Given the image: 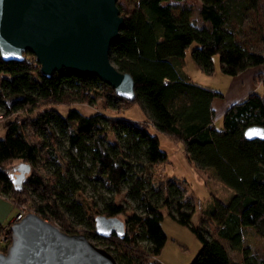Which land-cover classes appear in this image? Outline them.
I'll return each instance as SVG.
<instances>
[{"label": "trees", "instance_id": "obj_1", "mask_svg": "<svg viewBox=\"0 0 264 264\" xmlns=\"http://www.w3.org/2000/svg\"><path fill=\"white\" fill-rule=\"evenodd\" d=\"M167 1L137 0L129 14H123L117 1L124 25L110 46L109 58L119 71L133 77L134 101L117 96L95 76L63 70L47 78L28 52L21 62L0 57V121L5 129L0 138V193L14 198L16 209L24 204L63 231L78 233L64 211L76 210V216L82 212L76 199L82 181L101 182L116 193L127 184L128 193L143 208L141 213L127 214L126 208L112 199L104 204L105 216L121 220L118 216L126 215L128 230L121 220L122 231L110 235L120 239L122 248L115 254L106 249L119 264H161L157 256L167 236L161 226L160 206H166L169 215L190 227L202 242L191 264H233L222 239L245 254L244 264H264L244 246V231L249 227L264 238V140L245 136L248 127L264 126V91H255L230 106L223 116L224 128L217 129L212 104L223 93L180 71L194 43L192 58L206 74L214 73L217 54L221 71L231 76L264 66V55L246 49L236 37L241 15L257 10L260 0H240L236 9L234 0H200L201 17L210 27L192 22L190 9L176 16L169 4H163ZM257 77L264 86V76ZM96 98L104 100L103 110L85 115L74 107L90 106ZM136 103L146 113L143 121L108 114V110L118 113ZM57 106L67 107V115ZM150 127L180 141L191 163L212 168L235 190L228 203L217 200L206 217L216 224L218 238L192 223L196 202L188 195L185 181L164 177V182L156 187L153 184L151 166L166 160L167 154ZM109 130L114 141L108 139ZM15 161L30 165L20 189L9 173ZM74 172L84 177L78 179ZM150 193L164 197L161 205L151 200ZM94 223L91 234L107 239L95 233ZM137 236L150 243L147 251Z\"/></svg>", "mask_w": 264, "mask_h": 264}, {"label": "water", "instance_id": "obj_2", "mask_svg": "<svg viewBox=\"0 0 264 264\" xmlns=\"http://www.w3.org/2000/svg\"><path fill=\"white\" fill-rule=\"evenodd\" d=\"M117 1L0 0V57L21 62L28 52L47 78L63 70L95 76L117 96L134 101L133 77L119 71L109 58L110 46L124 25ZM245 136L264 140V126L248 127ZM29 173L25 162L14 167L11 177L17 189ZM122 226L116 217L95 218V233L101 237L121 232ZM10 230L11 241L0 250V264H119L85 234L63 231L35 212H27Z\"/></svg>", "mask_w": 264, "mask_h": 264}, {"label": "rangeland", "instance_id": "obj_3", "mask_svg": "<svg viewBox=\"0 0 264 264\" xmlns=\"http://www.w3.org/2000/svg\"><path fill=\"white\" fill-rule=\"evenodd\" d=\"M136 1L137 0H119L123 14L131 13L135 7ZM240 2V0H234L232 2L233 9H236L237 4ZM163 4H169L176 16H178L182 10L190 9L192 13V22H195L198 26L210 27V25L201 17L200 0H168ZM236 37L237 41L241 43L246 49L259 52L264 55V0H260L257 10L252 9L249 12L241 15L240 28L236 34ZM195 46H197V43H194L187 51L186 64L185 67L180 70L181 73H186L187 77H190L191 80L198 84L224 93L225 96L221 99H218L217 105L222 107L232 105L233 102L232 99H229L230 96L228 92L234 85L238 83L239 77L231 76L221 71L219 54L215 55L214 57V73L206 74L203 72L191 58V52ZM34 59H36L35 56ZM234 77H236V79H234ZM233 80H235V84L233 83ZM250 94L251 93L248 95ZM13 99L14 98L11 100ZM104 104L105 103L102 98H96L94 103L90 106L85 104H75L74 107L85 115H91L96 111L103 110ZM56 109L63 115H67L68 113V108L65 106H57ZM108 114L129 118L135 121H143L146 119V113L137 103L130 105L124 111L118 113L108 110ZM223 116L224 115H220V109L218 108V110L215 112L214 120L217 129L224 128ZM149 131L150 133L156 134L158 136L160 141V149L167 154L166 160L151 166V171L154 175L153 184L156 187V184L164 182V177H170L174 181H185L186 188L188 189L189 193L188 195L194 198L196 202V209L192 218V223L195 226L202 227L204 230L206 229L212 238H218L216 224L211 219L207 220V218L215 209L217 203L216 201L219 200L223 203H228L231 197L235 194V190L223 183L212 168L204 169L194 163H191V161L185 155V147H183L180 141H175L167 135L157 132L153 127H150ZM4 136L5 129L0 121V138H3ZM108 139L114 141V134L111 130L108 131ZM60 150L62 151L64 148L60 146ZM19 163L21 162L15 161L10 165L12 166L11 170L9 171L10 175L14 171V167H16ZM74 171L77 172L76 170ZM75 177L79 179L84 176L82 174L77 175L75 173ZM82 183V191L76 194V199L80 202L79 204L81 205L82 212L79 214L77 213L78 216H76V210H68L64 211L65 215L72 222L78 233L85 234L93 244L105 249L108 248L115 254L118 248H122L120 239L109 236L105 237L107 239L103 240L93 236L91 234V223H94V220L98 215H105L104 204L111 199L117 203H121L126 208L127 214L133 212L141 213L143 208L140 205L138 199L128 193L127 184H123L121 186V191L116 193L115 191L106 188L101 182L98 181L83 180ZM146 188L149 189L150 184H146ZM149 196L151 200L158 205H161L163 202L164 197L162 195H151L150 193ZM7 197L11 201L14 199L10 198L9 196ZM33 198L38 200V197L34 194ZM28 212L32 211L29 209ZM159 212L162 214L161 226L167 236V242L161 254L159 255L163 258V260L161 261V258H159L158 262L161 264H172L171 262L174 263V261L187 260L186 264H191L196 259L202 248V242L200 241L199 237L192 231L190 227L181 225L175 219H173L169 215V210L166 206H160ZM118 217L122 220L123 224L125 223L124 227L127 231L128 227L125 221L126 215L122 214ZM202 219H206L207 222L203 223ZM137 238L142 248L147 251L150 248V243L140 236H137ZM222 241L230 252L233 264H244L245 254L242 251L232 249L228 240L222 239ZM4 246L8 245L0 243V249H3ZM244 246L249 247L251 254L257 257L258 260H264V238L256 232L254 227L245 229ZM170 260L173 261L170 262ZM122 264L126 263L122 262Z\"/></svg>", "mask_w": 264, "mask_h": 264}, {"label": "crops", "instance_id": "obj_4", "mask_svg": "<svg viewBox=\"0 0 264 264\" xmlns=\"http://www.w3.org/2000/svg\"><path fill=\"white\" fill-rule=\"evenodd\" d=\"M192 58V56H191ZM187 59V55H186ZM193 60V58H192ZM194 61V60H193ZM258 74H262L264 76V66H258V67H253L245 71L244 73L236 76L239 77V81L236 85H234L228 92L230 96V100L232 99L233 104L240 102L241 99H245L249 93H253L255 91H262L264 89V86L262 85L261 81H258ZM234 77V79H236ZM233 83L235 84V80H233ZM213 89V88H212ZM215 90V89H213ZM223 93V97H224ZM222 97H216L213 100V109L215 112L220 109V115H224L227 111V109L232 106V105H227V106H219L217 105L218 99H221ZM16 213V207L15 204L4 194L0 193V227L6 226L11 222L13 217L15 216ZM167 242V241H166ZM166 244V243H165ZM163 250V249H162ZM162 252V251H161ZM161 254V253H160ZM159 254V255H160ZM161 258V261L163 260L162 257L157 256V259ZM186 259V258H185ZM183 259V260H185ZM169 261V260H167ZM173 260H170V262ZM172 264H182V263H187L186 261H174L171 262Z\"/></svg>", "mask_w": 264, "mask_h": 264}, {"label": "built area", "instance_id": "obj_5", "mask_svg": "<svg viewBox=\"0 0 264 264\" xmlns=\"http://www.w3.org/2000/svg\"><path fill=\"white\" fill-rule=\"evenodd\" d=\"M1 118V116H0ZM29 208L26 205H21L19 208H17L15 216L11 220L9 224L6 226L0 227V243L8 245L11 241V230L10 227L11 225L16 222L21 220L25 214L28 212ZM33 212V211H32Z\"/></svg>", "mask_w": 264, "mask_h": 264}]
</instances>
